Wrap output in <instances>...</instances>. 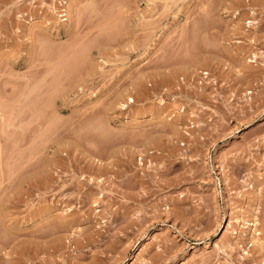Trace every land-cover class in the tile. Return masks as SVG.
Instances as JSON below:
<instances>
[{"label": "rangeland", "instance_id": "obj_1", "mask_svg": "<svg viewBox=\"0 0 264 264\" xmlns=\"http://www.w3.org/2000/svg\"><path fill=\"white\" fill-rule=\"evenodd\" d=\"M120 2L0 0V264H264V0Z\"/></svg>", "mask_w": 264, "mask_h": 264}, {"label": "bare ground", "instance_id": "obj_2", "mask_svg": "<svg viewBox=\"0 0 264 264\" xmlns=\"http://www.w3.org/2000/svg\"><path fill=\"white\" fill-rule=\"evenodd\" d=\"M70 1H71V0H70ZM116 1H118V0H116ZM121 2H122V0H121ZM121 2H120V6L123 4V2H122V4H121ZM66 4H67V2L65 3V5H66ZM68 4H69V2H68ZM116 4H117V3H116ZM116 6H118V8H121V7L119 6V4H117ZM123 6H124V5H123ZM115 8H116V7H115ZM118 8H117V9H118ZM117 9H116V10H117ZM123 9H124V7H123ZM125 9H126V6H125ZM125 9H124V11H125ZM252 9H253V8H252ZM120 10H121V9H120ZM63 11L66 12V13H64V16H66V15H70V14H67V12H69V11H67L66 8L63 9ZM118 11H119V10H118ZM116 12H117V11H116ZM119 12H120V11H119ZM123 13H124V12H123ZM121 14H122V12L120 13V16H121ZM109 15H110V14H109ZM116 15H117V14H116ZM253 15H254V14H253ZM64 16H63V17H64ZM106 16H107V18L109 17L107 14H106ZM106 16H105V17H106ZM61 17H62V16H61ZM66 17H67V16H66ZM105 17H104L103 19H105ZM110 17H112V15H111ZM110 17H109V18H110ZM107 18H106V19H107ZM117 18L119 19L118 16H117ZM115 19H116V18H115ZM63 20H64V21H67V19H63ZM107 20H108V19H107ZM64 21H63V22H64ZM250 22H251V21H250ZM103 23H104V21H103ZM105 23H106V22H105ZM248 23H249V22H248ZM253 23H254V22H253ZM64 24H65V23H64ZM67 24H68V23H67ZM67 24H66V26H69V25H70V24H69V25H67ZM106 24H108V23H106ZM250 24H251V23H250ZM104 25H105V24H104ZM108 25H109V24H108ZM247 25H249V24H247ZM106 26H107V25H106ZM107 27H108V26H107ZM63 28H64V27H63ZM67 29H68V28H67ZM28 32H29V31H28ZM126 41H127V39H126ZM126 41H125V42H126ZM125 42H124V44H125ZM127 42H128V41H127ZM129 42H130V45H131V43H133L132 41H129ZM73 43H74V44H73ZM73 43H72L73 45H76V44H75V41H74ZM87 43H88V42H87ZM72 44L69 45V47H72V48L70 49V50H71V51H70V52H71V53H70L71 55L69 54V57H70V58L73 57L74 61H75V60H77V61L79 60V62H81V60H84V59H86V58H87L86 60L89 59V56L86 57V58H84L85 53L87 54V51L84 52V51L82 50V49L86 50V48H84V46H86V45H83L84 42L81 44L82 47H83L82 49H78L77 46L73 48V45H72ZM78 44H79V43H78ZM85 44H86V42H85ZM90 44H91V46H92L93 43H88V44H87V45H89V47L91 48ZM79 45H80V44H79ZM79 45H78V46H79ZM126 45H128V43H126ZM130 45H129V47H132V45H131V46H130ZM123 47H124V45H123ZM65 48H66V50L68 49L67 47H65ZM80 48H81V47H80ZM59 50H60V49H59ZM62 50H63V49H62ZM62 50H61V51H62ZM87 50H88V48H87ZM68 51H69V50H68ZM66 52H67V51H66ZM88 52H89V51H88ZM60 53H61V52H60ZM62 53H64V51H63ZM86 56H87V55H86ZM100 57H101V55H100ZM80 59H81V60H80ZM93 60H94V59H93ZM251 60H252V59H251ZM67 61H68V60H67ZM89 61H90V60H89ZM72 62H73V61H72ZM72 62H70V59H69V63H68V62H66V63L71 65ZM74 63L76 64V62H73V64H74ZM85 63H86V62L84 61L83 64H85ZM78 64H80V63H78ZM78 64H77L76 67H72L73 65H71V67H72V68H77V67L79 66ZM81 64H82V63H81ZM89 64H90V63H89ZM70 65H68V68L70 67ZM71 67H70V69H72ZM68 68H67V69H68ZM67 69H66V70H67ZM90 69H91V67H90ZM73 70L76 71V69H73ZM73 70H72V71H73ZM87 70H89V68H88ZM67 71L69 72V70H67ZM85 71H86V70H85ZM92 71H94V70H92ZM92 71L89 70V74H88V72H86L85 75L82 76L81 74H79V76L81 75L82 78H84V77L86 76L85 78H88L89 75H92V73H93ZM68 72H66V73H68ZM90 72H92V73L90 74ZM64 73H65V72H64ZM70 73H71V72H70ZM70 73H69V74H70ZM73 73H75V72H73ZM204 73H205V72H204ZM86 74H87L88 76H87ZM207 75H208V73H207ZM73 76H74V74H73ZM73 76H72V78H73ZM76 76H78V75H76ZM76 76H75V77H76ZM68 77H69V75H68ZM89 77H90V76H89ZM92 77H93V76H92ZM92 77H91V78H92ZM141 77H142V75H141ZM141 77H140V75H139V78H141ZM82 78H81V77L77 78V79H80V80H78V82L81 81ZM91 78H90V81L93 80V79H91ZM68 79H69V78H68ZM75 79H76V78H75ZM136 79H137V78H136ZM136 79H135V80H136ZM66 80H67V79H66ZM82 80H83V81H81V82H86V81H84V79H82ZM85 80H87V83L89 82L88 79H85ZM74 81L77 82L76 80H74ZM74 81H72V82H73V84H72L73 86H74V84H75ZM136 81H137V80H136ZM138 81H140V80H138ZM78 82L76 83L77 85L79 84ZM134 82H135V81H134ZM59 83H60V82H59ZM6 84H7V83H6ZM6 84H5V85H6ZM62 84H63V83H62ZM81 84L84 85V83H81ZM81 84H79L78 86H80ZM74 87H75V86H74ZM12 88H13V87H12ZM39 89H40V90H38V91H39V93H40L41 89H43V88H39ZM43 91H44L43 93H45V89H43ZM46 91H47V90H46ZM48 91H49V90H48ZM48 91H47V92H48ZM43 93H42V91H41V93L38 94V95L36 94V96H39V95H41V94H43ZM46 94H47V93H46ZM49 94H50V93L48 92V95H47L48 97H47V98H49V100H50V97H51V96H49ZM0 95H1V94H0ZM44 95H45V94H44ZM44 95H43V96H44ZM45 96H46V95H45ZM1 97L5 98L6 96L4 97L3 94H2ZM1 97H0V98H1ZM121 97H122V96H121ZM123 97H124V96H123ZM129 97H130V96H129ZM3 98H2V100H0V104H2L1 102L3 101ZM33 98L36 99L35 96H34ZM37 98H38V97H37ZM40 98H41V99H40ZM45 98H46V97H45ZM45 98L42 97V95H41V97H39V100L36 99V101H40V100H41V102H42V101L44 102V99H45ZM42 99H43V100H42ZM131 99L134 100L133 98H131ZM131 99H129V100L131 101ZM32 100H33V99H32ZM32 100H29V102L32 101ZM49 100H48V101H49ZM53 100H54V98H53ZM129 100H128V101H129ZM33 101L36 103L35 100H33ZM45 101H47V100H45ZM34 102H33V104H29L30 107L32 108V110H33V108H34V110L31 112V116L28 117V121L31 122L30 120H31V119H34L36 122H35V121H32V124H33L32 126L34 127V124L37 123V124H35V125H36L35 128H37V129L33 128V130L35 129V131H36V130H38V131H36L37 134L35 133V131H34V132L31 131V134H30V135L32 136V137H30V138H31V142H29V141L27 142V144L29 143L30 145H31V143H32L33 146L31 145L32 148H30V145H29L28 147H27V145H25V146L27 147V148H26L27 150L25 149V150H26V151L24 152L25 154L22 153V155H21L22 157H24V160H23V161L26 160L25 162H23V161L21 160V159H23L21 156H20V158H19L18 156H15V157H14V155H12V156H13L12 158H13L14 160H13L12 158H11L12 160H9V161H11V164H13V165L10 164L11 166H15L16 163H17V165H18V162H20V160H21L22 163H25V164L23 165V164L21 163L22 167H19V166L16 165L17 167L15 166V168H13V167H10V165H9L10 162H9V163L6 162L8 168H10V170H11L12 168H13L15 171H16L17 168H19L20 170H23V168L25 167L24 170H23L24 172H23V171H22V172L20 171L21 174H22V173H23V174H22V175L20 174V177H19V176H17V175L15 176V173H14L15 171L12 169L13 172L7 174L8 178H7V176H6L7 179H5V180H7V181L11 180V181H9L10 184H11V183H13V180H15V178L17 179V177H19L18 179L21 181L20 184H21L22 182H24L25 180H27V182H29V184L31 183L32 186H35L34 188H36V190H37V187H40V186H39V183H40L41 185H42V183L45 185V184H46L45 180L48 178L47 176H48V175H51V173L49 174V172H50L51 170H54V169H55L54 167H57V166L54 165L53 163H52V164H53L54 166H53L52 164H49V161H48V162H47V161H42V162H41V159L43 160V158H44V156H42L43 154H44V155L46 154L45 156L48 155V154L46 153L47 148H48L47 143H49V142L47 141V139L50 138V139L53 140V139L55 138V136H56L55 134H56L60 129L57 128V126H56V125H57V124H56V123H57V122H56L57 120L54 121V120L56 119V117H57V113H55L54 110H52V114H53V115L56 114V115H55V118L52 117V116H53L52 114H51L50 117H49V116L46 114L47 112L45 113V111H46L47 109H49V107L46 106V105L44 104V105L46 106V108H45V111L43 112V109H44L43 107H45V106H44V105H43V106H39V105H38V107H37V106H33V105H34ZM41 102H38V104H40ZM49 102H50V101H49ZM51 102H53V101H52V97H51ZM47 103H48V102H47ZM47 103H46V104H47ZM3 104H4V103H3ZM3 104L0 105V107H3ZM49 104H50V103H49ZM51 104H52V103H51ZM51 104H50V105H51ZM31 105H32L33 107H32ZM36 105H37V103H36ZM40 105H42V104H40ZM50 105H49V106H50ZM53 105H54V104H53ZM5 106H6V105H5ZM47 107H48V108H47ZM4 108H5V107H4ZM4 108H0V110L3 109V111H4V110H5ZM36 108H37V109H36ZM42 108H43V109H42ZM55 108H56V107H55ZM35 109H36V110H35ZM41 110H42V112L46 115V117H47V116L49 117V118L47 117V118L49 119V121H48L47 118H45V116H43V117L41 118V116L44 115L43 113H40ZM55 110H56V109H55ZM59 111H60V110H59ZM1 112H2V111H1ZM56 112H57V111H56ZM32 113H33V118H31V117H32ZM37 113H40V115H41V114H42V115L40 116V115L37 114ZM28 114H30V112H29ZM2 116H3V113H2ZM28 116H29V115H28ZM51 117H52V118H51ZM58 117H59V116H58ZM58 117H57V118H58ZM43 119H45V120H43ZM51 119H52L55 123H54ZM45 121H46V122H45ZM51 121H52V122H51ZM59 121H60V118L58 119V122H59ZM33 122H34V123H33ZM49 122H50V123H49ZM27 123H28V122H27ZM28 125H31V124L28 123ZM28 125H27V126H28ZM250 125H251V124H250ZM32 126L30 127L31 129H32ZM58 127H59V126H58ZM246 127L249 128V125H246ZM28 128H29V126H28ZM60 128H61V127H60ZM26 129H27V128H26ZM31 129H30V130H31ZM49 132H51V133H49ZM53 132L55 133V134H53V136H54V135H55V136H54V137H53V136H50L49 138H47V136H48L49 134L52 135ZM34 133H35V135H33ZM47 133H48V134H47ZM33 136L36 137L35 140H34V137H33ZM57 136H58V135H57ZM57 136H56V137H57ZM51 137H52V138H51ZM32 138H33V140H32ZM58 138H59V137H58ZM50 139H49V140H50ZM61 139H62V138H61ZM55 140H57V139H54V141H55ZM58 140H60V139H58ZM58 140L55 141V142H58ZM0 141H1V140H0ZM34 141H36V142L34 143ZM1 142H2V141H1ZM59 142H60V141H59ZM62 142H63V141H62ZM53 143H54V142H52V144H53ZM57 144H58V143H57ZM0 145H1V144H0ZM37 145H39V146H37ZM55 145H56V144H55ZM38 147H39L40 149H39ZM49 147L51 148V146H49ZM1 148H2V146L0 147V160L2 159V155H3V153H4V152L2 153V151L5 150V149H4V150L1 151ZM28 148H30L29 150H32V151H30L29 153H34V152H36V153H38L37 155L41 154V155H39V156H42L43 158L41 157V159H36L35 161H34V159H32V160L27 159V158H29V155H28V154H29V153H28ZM75 148H76V147H75ZM48 149H49V148H48ZM72 149H73V148H72ZM74 150L77 151V148L74 149ZM40 151H41V152H40ZM66 151H67V150H66ZM71 151H73V150H71ZM71 151L68 150V152H71ZM26 152H27L28 154H27ZM39 152H40V153H39ZM73 152H74V151H73ZM1 153H2V154H1ZM36 153L33 154L34 157H32V155H31V158H36V156H37ZM26 154H27V156H26ZM66 154H67V153H66ZM66 154H65V156L67 157V155H71L72 153H68L67 155H66ZM4 155H5V154H4ZM15 155H16V154H15ZM35 155H36V156H35ZM25 156H26L27 158H26ZM8 157H9V156H8ZM16 157H17V160H18V158H19V161H18V162H17V161L15 162V160H16L15 158H16ZM37 157H38V156H37ZM25 158H26V159H25ZM39 158H40V157H39ZM9 159H10V157H9ZM45 159H46V158H45ZM6 160H7V158H6ZM37 160H39V161H38L39 164H38V162L36 163ZM46 160H48V159H46ZM7 161H8V160H7ZM32 161H34L35 163L32 162ZM12 162H15V164L12 163ZM0 163H2V162L0 161ZM2 166H3V165H2ZM0 167H1V165H0ZM2 168H3V167H2ZM3 169H4V168H3ZM3 169H2V170H3ZM5 169L7 170V167H6ZM2 170L0 169V182H2V180H3V178H4V177H2V176H4V175H2V173H4V172H7V173H8V171L3 170V171H4V172H3ZM10 170H9V171H10ZM55 170H56V169H55ZM47 174H48V175H47ZM46 177H47V178H46ZM49 177H50V176H49ZM50 178H51V177H50ZM8 179H9V180H8ZM19 180H16V183H15V181H14L15 184H14V183H13V184L16 185V184L18 183L17 181H19ZM51 180H53V178H52ZM48 181H50L49 178H48ZM13 184H11V185H13ZM27 184H28V183H27ZM14 185H13V186H14ZM31 185H29V186H31ZM46 185H47V184H46ZM46 185H45V186H46ZM32 186H31V189L33 188ZM47 186H48V185H47ZM61 187H62V186H61ZM42 188L44 189V188H46V187H42ZM46 189H47V188H46ZM258 189H260V188H258ZM32 190H33V189H32ZM36 190L34 189V191H36ZM260 192H261V191H260ZM258 193H259V192H258ZM260 194H261V193H260ZM259 204H260V203H259ZM255 217H256V216H255ZM255 217H254V218H255ZM256 220H257L256 218L253 220V223H252L251 226H254V227L257 226V223H256V222H257L258 220H257V221H256ZM258 224H259V223H258ZM257 229H258V228H257ZM257 229H254V230H253V233H255V231H257ZM254 241H255V242H256V241L258 242V240H254ZM257 242H256V243H257ZM259 244L261 245L262 243H260V241H259L258 245H259ZM261 247H262V249H263V246H261ZM263 260H264V258H263Z\"/></svg>", "mask_w": 264, "mask_h": 264}]
</instances>
